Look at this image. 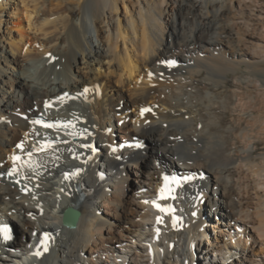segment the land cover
Instances as JSON below:
<instances>
[{"label": "bare ground", "instance_id": "bare-ground-1", "mask_svg": "<svg viewBox=\"0 0 264 264\" xmlns=\"http://www.w3.org/2000/svg\"><path fill=\"white\" fill-rule=\"evenodd\" d=\"M0 50V264H264V0H0Z\"/></svg>", "mask_w": 264, "mask_h": 264}, {"label": "snow or ice", "instance_id": "snow-or-ice-1", "mask_svg": "<svg viewBox=\"0 0 264 264\" xmlns=\"http://www.w3.org/2000/svg\"><path fill=\"white\" fill-rule=\"evenodd\" d=\"M172 63H173V62H171V61L168 62L169 65H171ZM149 75L151 76V73H149ZM85 91H87V89H85ZM65 95H67V94H65ZM45 106H46V107L49 106L48 102H46ZM145 111H148V109H142V110H141V115H143V113H144ZM33 123H34V124H40L41 121H40V120H34ZM43 126H44V127H52L53 125H52V124H44ZM17 148H23V145H22V144H17ZM35 150H36V151H40V150H42V149H41V148H36ZM31 155H32V153L29 152V153H28V156L30 157ZM12 159H13V160H18L19 157L13 156ZM164 179H165L166 182L169 180L168 177H165ZM185 179L190 180V179H192V177H187V178H185ZM173 182H176V178H173ZM163 191H164V190L162 189V192H163ZM168 191H171V189H168ZM153 204H154V206H156V207H158V208L160 207L158 204L155 203V201H153ZM161 211H164V209H161ZM157 219H158V221H159V217H158ZM0 230H2V229H0ZM46 236H47V234H45V237H46ZM4 238H5V239H8L9 237L5 235ZM41 245L44 246V249H43V250H44V251H47V247H46V245H45V239H42V240H41ZM35 255H36V256H39V255H41V252H40V251H37V252L35 253Z\"/></svg>", "mask_w": 264, "mask_h": 264}, {"label": "rangeland", "instance_id": "rangeland-1", "mask_svg": "<svg viewBox=\"0 0 264 264\" xmlns=\"http://www.w3.org/2000/svg\"><path fill=\"white\" fill-rule=\"evenodd\" d=\"M75 19H76V16H75ZM0 53H4V51L3 50L2 51L0 50ZM0 57H1V54H0ZM0 66H2V67H4V68L7 69V66H5V64L3 62H1V61H0ZM9 68L10 69H8V70L9 71H12L15 67H13L12 65H9ZM258 76L264 80V78H263L264 77V72L259 73ZM116 87L117 88H120L119 86H116ZM6 90L8 92H12L13 89L12 88L10 89L9 86L8 87L6 86ZM130 110L131 109H128L129 112H130ZM263 150H264V141H262V142L258 141L257 144H256V152H262ZM166 176H169V175H166ZM164 177H165V174H164ZM207 188L211 190V186L209 184H207ZM11 236H12V232L10 233V237Z\"/></svg>", "mask_w": 264, "mask_h": 264}, {"label": "water", "instance_id": "water-1", "mask_svg": "<svg viewBox=\"0 0 264 264\" xmlns=\"http://www.w3.org/2000/svg\"><path fill=\"white\" fill-rule=\"evenodd\" d=\"M71 215V220L68 219V216ZM78 218V211H71L70 209H66L63 213L62 222L66 225H72Z\"/></svg>", "mask_w": 264, "mask_h": 264}]
</instances>
